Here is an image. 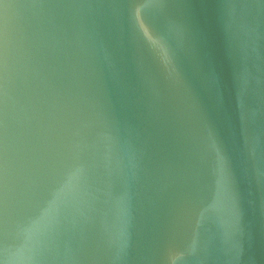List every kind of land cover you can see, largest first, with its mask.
<instances>
[{"label": "water", "instance_id": "1", "mask_svg": "<svg viewBox=\"0 0 264 264\" xmlns=\"http://www.w3.org/2000/svg\"><path fill=\"white\" fill-rule=\"evenodd\" d=\"M0 264H264V0H0Z\"/></svg>", "mask_w": 264, "mask_h": 264}]
</instances>
